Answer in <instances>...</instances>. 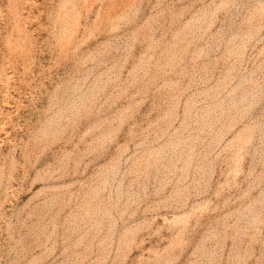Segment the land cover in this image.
<instances>
[{
    "label": "rangeland",
    "instance_id": "374dc122",
    "mask_svg": "<svg viewBox=\"0 0 264 264\" xmlns=\"http://www.w3.org/2000/svg\"><path fill=\"white\" fill-rule=\"evenodd\" d=\"M0 264H264V0H0Z\"/></svg>",
    "mask_w": 264,
    "mask_h": 264
}]
</instances>
